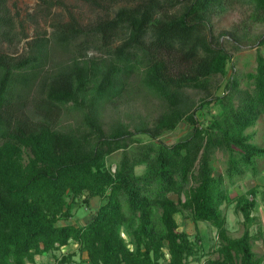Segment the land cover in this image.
Segmentation results:
<instances>
[{
    "label": "trees",
    "instance_id": "obj_1",
    "mask_svg": "<svg viewBox=\"0 0 264 264\" xmlns=\"http://www.w3.org/2000/svg\"><path fill=\"white\" fill-rule=\"evenodd\" d=\"M37 1L46 15L64 6L62 0ZM85 1L106 15L82 25L69 13L66 21H51L49 35L38 31L25 55L0 52V264H27L35 254L70 243L85 255L79 264H188L202 258L203 264H264L252 250L260 237V231L250 230L256 188L230 198L212 165L214 152L221 150L228 154L224 175L230 183L256 172L255 159L264 148L244 131L264 114V57L257 55L249 74L251 91L241 89L233 74L222 95L194 106L182 90H206L212 76L227 73L230 54L208 37L210 19L225 9V0ZM246 1L253 5L252 18L264 22V0ZM7 3L0 0V38L12 41L15 23ZM118 3L125 5L109 14L108 7ZM53 49L69 53V60L41 76L42 96L31 107L37 117L28 116L27 93ZM90 50L97 54L88 56ZM135 71L166 109L152 125L131 128L116 121L106 130L101 109L120 98L124 76ZM212 102L220 113L206 124L198 121L196 110ZM67 104L81 111L82 129L55 127ZM180 122L192 128L186 138L172 144L158 139ZM137 134L151 141L130 151ZM118 150L121 159L112 171L105 160ZM136 166L143 171L136 173ZM92 196L103 202L85 224L57 223L71 217V203L87 204ZM230 202L243 216L237 238L228 235L221 210ZM184 211L193 222L215 228L217 246L211 252L204 251L198 232L177 230L175 215ZM75 253H63L58 264H72Z\"/></svg>",
    "mask_w": 264,
    "mask_h": 264
},
{
    "label": "rangeland",
    "instance_id": "obj_2",
    "mask_svg": "<svg viewBox=\"0 0 264 264\" xmlns=\"http://www.w3.org/2000/svg\"><path fill=\"white\" fill-rule=\"evenodd\" d=\"M63 7H55L50 14L46 15L41 11L37 0H8L10 14L14 18L15 28L12 41L3 40L0 38V52H4L13 58L21 57L28 51L27 42L33 39L38 31L46 32L47 35L51 32L50 26L53 19H61L66 21L69 13H72L82 25H87L95 20L104 17L106 12L101 8L90 6L85 0H62ZM125 3H118L115 6L108 7V13L124 6ZM225 9L213 15L209 22L208 37L212 39L213 45L223 47L230 54V61L226 67L225 75H214L208 81L206 90L196 88H184L182 91L186 95L188 102L197 105L202 98L210 99L214 96L222 95L224 85L230 75L235 74L239 81V87L243 90L251 91L252 78L249 74L255 72L256 58L258 54L264 57V22H258L252 18L253 5L246 0H225ZM26 37H22V34ZM88 56L97 54L90 50ZM69 53H64L60 49H53L50 52L47 66H45L35 82L31 91L27 93L26 108L24 111L28 116L32 114L31 107L35 105L42 96L39 94L43 78L41 77L47 70L58 68L64 62L69 60ZM124 92L120 98L115 99L112 103H105L101 109L100 118L103 126L108 130L116 121L127 123L131 128L135 125L144 122L152 125L156 117L166 109L164 101L151 93L141 83L140 71H135L123 78ZM239 99H236L237 103ZM221 111V107L213 102L210 105H205L202 109L196 110V118L198 121L207 123L212 117L217 116ZM55 127L62 130L82 129L81 111L74 110L70 104L61 108ZM192 131L191 126L185 122H180L174 129L163 130L158 139L166 144H172L178 140L186 138ZM245 134L250 135V142L264 148V114H260L255 123L246 128ZM138 142L134 143L128 150L132 151L140 144H145L151 141L147 135H135ZM1 142V140H0ZM122 151L118 150L105 160L106 166L113 171L121 159ZM25 154V158H26ZM228 154L221 150H216L213 154L212 165L215 173L223 175L224 185L228 190L230 198H234L246 190L256 188V206L252 212L254 221L250 227L251 232H259V239L252 243L254 253L263 258L264 263V155L257 157L256 172H246L240 177H233V182L230 183L229 178L224 175L227 166ZM136 173L143 171V166L135 167ZM70 198V196H69ZM68 198V200H70ZM248 198H251L250 195ZM103 200L99 196H92L88 203H80L75 201L69 208L71 217L67 220H59L57 223H73L85 224L91 214ZM223 214L226 216L227 233L231 238H237L242 235L244 230L243 216L235 210V203H224L221 206ZM178 223V231L185 230L190 236L198 232L202 238V244L205 252H211L217 246V236L215 228L205 221L193 222L188 215V211L181 212L175 215ZM136 222L128 220L131 227H135ZM129 226V228H130ZM127 226H122L120 229L121 236L126 242L129 236L126 233ZM132 247V245H129ZM75 243H70L63 249H53L41 254H35L32 261H27V264H58L63 253L76 251L73 256V262L78 263V259L84 258V254L77 252ZM166 251V248H163ZM207 253V254H208ZM206 254V256H207ZM213 257L217 253L210 254ZM168 255L166 254V257ZM165 257V258H166ZM167 260V259H166ZM203 258L200 262L190 261L188 264H203ZM72 262V263H73ZM166 261H162L165 264Z\"/></svg>",
    "mask_w": 264,
    "mask_h": 264
},
{
    "label": "built area",
    "instance_id": "obj_3",
    "mask_svg": "<svg viewBox=\"0 0 264 264\" xmlns=\"http://www.w3.org/2000/svg\"><path fill=\"white\" fill-rule=\"evenodd\" d=\"M65 246H67V245H65ZM65 246H62L61 248L63 249ZM167 257H168V256H167ZM72 264H77V263H74V262H73Z\"/></svg>",
    "mask_w": 264,
    "mask_h": 264
}]
</instances>
